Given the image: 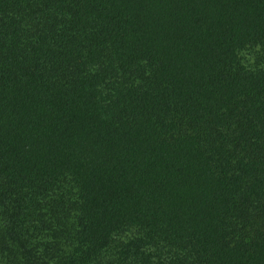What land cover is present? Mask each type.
I'll return each instance as SVG.
<instances>
[{
    "label": "trees",
    "instance_id": "16d2710c",
    "mask_svg": "<svg viewBox=\"0 0 264 264\" xmlns=\"http://www.w3.org/2000/svg\"><path fill=\"white\" fill-rule=\"evenodd\" d=\"M0 264H264V0H0Z\"/></svg>",
    "mask_w": 264,
    "mask_h": 264
},
{
    "label": "rangeland",
    "instance_id": "374dc122",
    "mask_svg": "<svg viewBox=\"0 0 264 264\" xmlns=\"http://www.w3.org/2000/svg\"><path fill=\"white\" fill-rule=\"evenodd\" d=\"M243 58L248 59V62H249V59H251V55L249 53H245Z\"/></svg>",
    "mask_w": 264,
    "mask_h": 264
}]
</instances>
